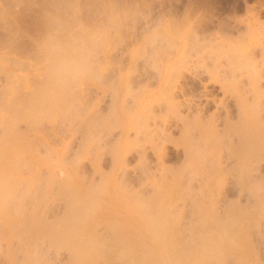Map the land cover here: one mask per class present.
Listing matches in <instances>:
<instances>
[{"label": "rangeland", "instance_id": "374dc122", "mask_svg": "<svg viewBox=\"0 0 264 264\" xmlns=\"http://www.w3.org/2000/svg\"><path fill=\"white\" fill-rule=\"evenodd\" d=\"M107 7L118 17V27L104 11L105 5L82 6L83 10L76 13L60 0H0V101L3 100L2 90H13L16 100L26 101L34 85L33 73L45 68L38 51L45 31V15L66 20L76 14L80 25L89 29L105 28L107 33L104 42H97L89 56L93 76L72 89L80 103L74 115H66L55 124L44 122L29 126L18 122L17 131L36 145L37 156H48L63 164L62 170H55L56 179H62L73 168L71 164L75 155L81 153L83 157L74 173L90 184L99 185L103 177L114 172L111 151L120 143L121 124L130 121L122 170L117 172L115 181L128 192H138L140 197L150 198L155 194L156 184L171 182L173 173L182 171L187 159L186 151L194 150V145H187V141L193 143L199 138L193 127L186 130L179 123L167 133L169 141L163 142L155 137L151 141V134L147 135V132L153 131V134L159 130V120L168 116L167 110L159 111L157 108L156 103L163 107L164 102L157 99L160 95L156 93L154 98L157 102L152 108L156 124L147 121L151 114L148 106L136 107L137 97L145 98L149 92L158 90L157 71L171 58L182 77L177 79V85L187 93V96L177 94L175 101L193 103L192 110L183 106L181 118L191 125L198 116L196 105L204 106L198 118L202 124L213 120L215 133L221 137L220 144L225 147L217 154L219 168L216 172L222 179L220 187L206 189L204 176L193 175L196 170L185 173L184 184L194 197L199 194L212 196L219 218L233 207L253 208L256 201L239 184L241 178L235 171L236 161L228 159L226 147L235 149L240 143L235 131L228 129L240 121L239 98L234 87L241 96L247 90L243 99L248 104L255 102L248 78L236 73L232 77L229 69L241 61L244 64L251 62L253 72L258 73L256 87L264 91V0H111ZM49 28L53 30V26ZM54 30L55 34H60L56 26ZM244 53L246 59L242 55ZM177 59L179 61L176 62ZM249 70V75H253L252 68ZM207 102L209 108L206 110ZM220 102L224 103L225 109ZM217 103L220 110L215 108ZM120 104L126 110L122 118L115 111ZM260 104L264 109V98L260 99ZM145 124L148 128L144 127ZM2 133L0 124V136ZM85 143L88 148L82 151ZM156 151L161 152L160 160ZM209 171L212 174V170ZM47 174L49 172L45 169L41 172L43 177ZM250 178L255 181L264 179V160L254 164ZM51 193L55 197L43 207L46 223L61 218L67 209L58 186L55 185ZM105 203L106 209L116 211L110 198ZM178 209L182 218L181 231L186 226L189 230L188 225L192 227L195 221L193 203L189 200L180 202ZM259 226L251 232L250 239L258 262L264 264V222ZM184 231L182 236L188 233ZM106 232L104 225L97 227L98 236L104 237ZM9 247L13 249L12 259L6 255L5 242L1 243L0 264L22 263L27 253L31 255L29 264L37 261L41 264H71L69 252L54 248L48 241L28 251L18 248L15 242ZM98 263L105 264L103 261Z\"/></svg>", "mask_w": 264, "mask_h": 264}, {"label": "bare ground", "instance_id": "6f19581e", "mask_svg": "<svg viewBox=\"0 0 264 264\" xmlns=\"http://www.w3.org/2000/svg\"><path fill=\"white\" fill-rule=\"evenodd\" d=\"M107 14L112 23L118 27V17L112 10L107 11ZM75 15H71L66 20L45 15L43 20L45 31L41 44L38 46L45 64L47 60L45 49L52 40H59L70 45L72 37L75 36L87 48L90 56L95 44L99 41L103 43L106 39L105 28H85L77 22ZM49 26H53V30ZM55 26L59 28L60 34H55ZM97 37L100 39L96 40ZM242 55L244 59L247 58L245 53ZM66 58L75 61L78 60L79 54L69 47ZM174 63L171 58L165 61L157 71L158 90L149 92L145 98L137 97L136 107L148 106L151 114L148 115L147 121L151 120L156 124L152 109L156 101L155 94L159 93L160 96L157 99H162L164 102L163 107L156 103L157 101L155 102L159 111L165 109L168 112V116L159 120L160 129H156L157 131L153 134V131L145 130L147 135L151 134V141L155 140L153 137L163 142L169 141L167 133L172 127L176 128L179 123L186 130L193 127L199 138L193 143L190 140L187 141V145H194V150L186 151L187 159L182 171L174 172L171 182L156 184L155 194L147 199L140 197L138 192L137 194L128 192L121 183L115 181L117 172L122 170L127 131L132 124L130 121L121 124L123 130L120 143L111 151L114 168L112 175L103 177L99 185L90 184L86 179L82 180L78 174L74 173L83 157V154L78 153L71 164L73 168L58 180L55 177V170H62L63 164L48 156H37L36 145L19 133L16 125L18 122H25L29 126H37L44 122L55 124V121L66 115H74L75 109L80 104L75 91L72 90L73 88L56 87L46 75V67L41 72L35 70L33 73L34 85L29 90L26 101L16 100L13 90H2L0 245L5 242L6 255L9 259L13 256V249L9 247L13 242L18 245V248L28 251L37 249L42 242L48 241L56 249H66L69 252L71 264H99V261L105 264H260L250 239L251 232L264 222V179L255 181L250 178L254 164L264 160V120L262 118L264 109L262 103L260 104V99L264 98V91L261 92L256 87L258 73L253 72L251 62L244 64L241 61V63L233 64L229 69L232 77L236 73L248 78L255 103L248 104L243 99L246 89L241 96L238 89L234 87L239 98L237 106L240 121L234 126H229L228 129L235 131L240 143L235 149L226 147L228 159L233 158L236 161L235 171L241 178L239 184L254 197L256 204L253 208L233 207L219 218L212 204V196L199 194L198 197H194L184 184L183 178L188 170H196L197 172H193V175L204 176L206 189L213 190L220 187L222 179L216 172L219 168L217 154L225 147L220 144L221 137L215 133L213 120L210 119L202 124L198 118L204 106L199 107L200 104H197L198 106L195 104L198 116L191 125L181 118L183 106L186 110H192L193 103L183 104V101L182 103L175 101L178 99L177 94L187 96V93L177 85L182 77L179 76L180 70H176L177 67L174 68L176 65ZM249 68H252L251 76ZM92 76L91 73L86 81ZM221 102V106L224 105ZM205 104L202 105H205L207 110L208 102ZM220 104H215L217 110H220V107H217ZM115 111L121 118L126 114L122 104L118 105ZM134 121L137 122L135 119ZM147 125L145 124L144 127L148 128ZM225 138L227 139L226 136ZM87 148L85 143L82 151ZM156 154L159 157L157 159L160 160L161 152L156 151ZM57 156L59 157L58 154ZM44 169L47 173L49 172L45 177L41 175ZM209 170H212V174ZM55 185L66 200L67 209L64 216L52 223H46L43 219V207L47 201L55 197L51 193ZM109 198L114 203L116 211L105 208L104 203ZM186 200L193 203L195 218L192 227L191 224L188 225L191 230H188L187 226L184 228L188 233L190 232V235L187 233L189 235V237L186 235L187 238L182 236L185 231L184 229L181 231L180 228L182 218L180 208L178 209V203ZM99 225L106 227L107 232L104 237L97 234ZM30 258L31 255L27 253L25 261L18 264H29ZM36 264L41 263L37 261Z\"/></svg>", "mask_w": 264, "mask_h": 264}, {"label": "clouds", "instance_id": "9594fccd", "mask_svg": "<svg viewBox=\"0 0 264 264\" xmlns=\"http://www.w3.org/2000/svg\"><path fill=\"white\" fill-rule=\"evenodd\" d=\"M61 3L69 5L73 12H80L82 6L105 5V11H110L107 5L111 0H60ZM99 40L100 38H95ZM71 48L79 54L78 60H68L67 50ZM46 75L54 82L55 86L62 89H72L82 85L92 73V65L87 48L80 43L75 36L72 37L70 45L59 40H52L45 49Z\"/></svg>", "mask_w": 264, "mask_h": 264}]
</instances>
